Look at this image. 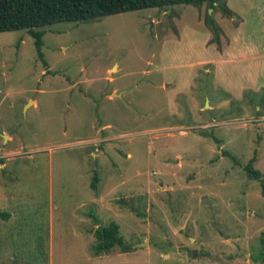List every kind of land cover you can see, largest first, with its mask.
Returning <instances> with one entry per match:
<instances>
[{"label":"rangeland","instance_id":"1","mask_svg":"<svg viewBox=\"0 0 264 264\" xmlns=\"http://www.w3.org/2000/svg\"><path fill=\"white\" fill-rule=\"evenodd\" d=\"M218 5L231 16L180 4L36 29L47 66L27 31L0 33V264H264L244 171L255 159L264 180V0ZM206 13L241 40L223 83L199 65L220 60ZM112 223L130 249L96 255Z\"/></svg>","mask_w":264,"mask_h":264},{"label":"trees","instance_id":"2","mask_svg":"<svg viewBox=\"0 0 264 264\" xmlns=\"http://www.w3.org/2000/svg\"><path fill=\"white\" fill-rule=\"evenodd\" d=\"M219 1L221 0H0V33L27 31L34 40L38 58L47 66L42 54L43 32L36 29L56 23L84 22L147 8L165 9L177 4L191 5L196 8L205 4L208 9L218 8L223 16L230 17V10L224 5L219 6ZM204 24L213 35L212 41L219 44L222 31L211 14L206 13ZM224 155L228 156V153ZM233 161L238 164L236 160ZM254 161L255 159H251L244 166V171L249 179L260 182L264 197V180L261 173L253 168ZM97 180V177L93 179L91 184L93 189L96 187ZM0 218L7 219L8 214L0 212ZM93 236L95 237L93 250L96 255L107 254L114 247H119L122 252L130 249L124 244L123 238L119 235V226L115 223L96 228ZM262 256L264 261V255Z\"/></svg>","mask_w":264,"mask_h":264},{"label":"crops","instance_id":"3","mask_svg":"<svg viewBox=\"0 0 264 264\" xmlns=\"http://www.w3.org/2000/svg\"><path fill=\"white\" fill-rule=\"evenodd\" d=\"M177 5H180V4H177ZM181 5H185V4H181ZM173 6H175V5H173ZM187 6H191V5H187ZM181 25H185V23H183ZM199 26H202V25H199ZM179 28H180V26H179ZM221 29L223 30V34L220 36V45L219 46H217L216 44H214V43L211 42V40L213 38L212 33L209 30L204 29V33L208 35V40H207V42L205 43L204 46L206 48L207 47H212L213 48V51H215V53L218 55V59H220V60L210 59L208 62H199V63H202V64H199V65L211 66L212 69H215V70H213L214 77H217L218 80H220L223 83V78L224 77H222V76H224V75H222V76L220 75L221 74L220 73V69H221V64H222L221 59L224 60V57L227 58L228 55H230L228 61H231V59H234V57H235V56H232L231 57V54L232 53H235L236 52L235 54L238 55V52L243 53V51L241 49V44H240L241 40L238 38V36L236 34L237 28L236 29L234 28L233 30H231V28H229L230 33H228V34H227L226 31H224V29L222 27H221ZM227 42H228V45H227ZM207 44H208V46H206ZM234 45H236L237 48H235ZM221 51H223V52H221ZM231 51H232V53H231ZM194 67L195 66H193L192 68H190V71L189 72L193 71L195 69ZM188 76L189 75H187L186 78L184 77L185 80H187ZM253 78H255V77H253ZM251 82L254 83V84H259V86L261 85V83L264 84V80L262 79L261 81H259L258 78L253 79V81H251ZM1 166H2V164H1Z\"/></svg>","mask_w":264,"mask_h":264},{"label":"water","instance_id":"4","mask_svg":"<svg viewBox=\"0 0 264 264\" xmlns=\"http://www.w3.org/2000/svg\"><path fill=\"white\" fill-rule=\"evenodd\" d=\"M211 10H212V9H209V13L211 12ZM206 105H207V103H206Z\"/></svg>","mask_w":264,"mask_h":264}]
</instances>
